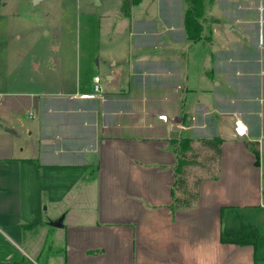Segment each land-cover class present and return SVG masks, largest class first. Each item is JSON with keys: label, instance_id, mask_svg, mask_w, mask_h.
I'll return each instance as SVG.
<instances>
[{"label": "crops", "instance_id": "crops-1", "mask_svg": "<svg viewBox=\"0 0 264 264\" xmlns=\"http://www.w3.org/2000/svg\"><path fill=\"white\" fill-rule=\"evenodd\" d=\"M215 1L205 57H188L184 0H136L127 14L120 0L102 18L128 29L117 48L98 55L97 19L91 63L0 74V264H264V0ZM2 6L0 48L20 37ZM12 54L0 68L23 67ZM182 137L223 143L219 178L173 216L170 140ZM245 140L259 143V165ZM247 224L256 250L221 242Z\"/></svg>", "mask_w": 264, "mask_h": 264}, {"label": "rangeland", "instance_id": "rangeland-1", "mask_svg": "<svg viewBox=\"0 0 264 264\" xmlns=\"http://www.w3.org/2000/svg\"><path fill=\"white\" fill-rule=\"evenodd\" d=\"M98 2V4L96 3ZM120 0H0V11L4 8V3L9 6L8 17L11 24V33H19L20 37L12 39V43L3 45L0 48V64H4L5 52L8 62L11 60V66L16 59L15 54L22 57V66L16 68H0V74L4 77L12 75L13 78L20 76L26 77L28 73L33 72L35 76L42 72L41 66H34L35 63H44L49 60L50 67L60 68V62L66 65V71L73 70L74 64L91 63V59L86 56L85 50H92L96 47L97 39V19L101 20L98 55L103 51L113 50L118 47L120 37L123 39L128 29L122 27L121 31L111 32L107 28V21L102 20L106 14H110L118 5ZM204 15L207 12L208 19L214 14L215 0H204ZM123 4V3H122ZM184 6V5H183ZM135 8L134 11H138ZM211 12V13H209ZM203 15V17H204ZM114 21L116 17H113ZM203 23L202 16L199 18ZM8 20V19H7ZM121 26V24H119ZM117 25V26H119ZM39 26H45V30L51 32L50 35L44 36L45 40H40ZM119 26V27H120ZM204 27V26H203ZM64 32L66 35L57 36L55 32ZM96 32V39L94 33ZM123 34H122V33ZM63 39V40H62ZM122 39V40H123ZM71 40L70 44L68 42ZM67 55L66 61L63 62L62 55ZM188 57H205L204 41H192L188 48ZM97 55V56H98ZM39 56V59H38ZM93 60V63L97 61ZM78 60V62H77ZM195 75L197 74L196 65L193 66ZM84 75V74H83ZM197 80L198 76H194ZM247 140H245L246 142ZM251 141V140H249ZM254 142V141H253ZM256 142V141H255ZM246 145V144H245ZM193 153H188L195 163L187 165L184 170L186 180L185 187L190 194L195 193L197 187L196 181L199 179H210L217 176L219 162L211 161L210 152L205 148L197 145ZM264 173V170H263ZM264 187V186H263ZM264 189V188H263ZM184 196V195H182ZM38 264L41 262L35 260ZM31 264V263H30Z\"/></svg>", "mask_w": 264, "mask_h": 264}, {"label": "trees", "instance_id": "trees-1", "mask_svg": "<svg viewBox=\"0 0 264 264\" xmlns=\"http://www.w3.org/2000/svg\"><path fill=\"white\" fill-rule=\"evenodd\" d=\"M136 0H122V10L127 14L129 9ZM186 3V8L184 11L183 19H184V29L185 34L188 40L199 41L203 38V23L201 16L203 18L204 15V0H184ZM186 116L183 115V119ZM193 140L189 137H182L179 139L170 140V144L172 147V153L176 154L175 158L176 164L174 167V175L175 182L170 190L172 194V201L169 204V210H171L172 215L175 216L176 211L180 209H189L193 207L199 199L198 187L200 183L204 179H199L196 181L195 186L197 190L195 193L190 194V191L186 189L185 184L186 180L184 178V170L187 165H191L195 163L192 158L188 157V153H193L195 148L192 145ZM222 140L218 138L212 139H200V146L205 148L206 150H212L213 153L210 155L211 161L218 160L220 161L221 154V145ZM247 149L255 156V164H260V155H259V143L247 140L245 142ZM219 174L215 177H211V179H218ZM184 195V196H182ZM259 240V231L254 226L247 224L244 229L240 232V234L236 238H223L221 236V242L223 243H234L240 246L252 245L256 250L258 247Z\"/></svg>", "mask_w": 264, "mask_h": 264}, {"label": "built area", "instance_id": "built-area-1", "mask_svg": "<svg viewBox=\"0 0 264 264\" xmlns=\"http://www.w3.org/2000/svg\"><path fill=\"white\" fill-rule=\"evenodd\" d=\"M93 90L95 91V93H97V95L102 93L99 76H96L94 79ZM235 122H236L234 128L235 134L239 137H244L245 135H247L249 131L248 125L244 122L242 123L240 120H236Z\"/></svg>", "mask_w": 264, "mask_h": 264}, {"label": "water", "instance_id": "water-1", "mask_svg": "<svg viewBox=\"0 0 264 264\" xmlns=\"http://www.w3.org/2000/svg\"><path fill=\"white\" fill-rule=\"evenodd\" d=\"M32 2L36 3L37 0H32ZM96 3L98 4V2L96 1ZM62 218H59L57 221L52 223V226H58V227H62Z\"/></svg>", "mask_w": 264, "mask_h": 264}]
</instances>
